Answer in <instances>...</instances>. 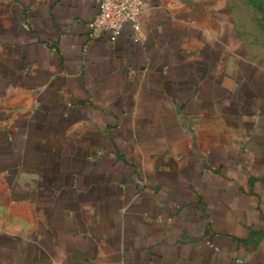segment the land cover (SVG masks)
I'll return each instance as SVG.
<instances>
[{"label":"crops","instance_id":"crops-1","mask_svg":"<svg viewBox=\"0 0 264 264\" xmlns=\"http://www.w3.org/2000/svg\"><path fill=\"white\" fill-rule=\"evenodd\" d=\"M96 12L0 0V264H264V0Z\"/></svg>","mask_w":264,"mask_h":264},{"label":"built area","instance_id":"built-area-1","mask_svg":"<svg viewBox=\"0 0 264 264\" xmlns=\"http://www.w3.org/2000/svg\"><path fill=\"white\" fill-rule=\"evenodd\" d=\"M97 12L87 22L89 35L93 36L101 30H108L115 38L125 23H129L134 31V39L140 36L139 14L141 12L142 0H95ZM23 26L28 28V22L24 21ZM243 264L242 259H238ZM116 264V263H112Z\"/></svg>","mask_w":264,"mask_h":264}]
</instances>
